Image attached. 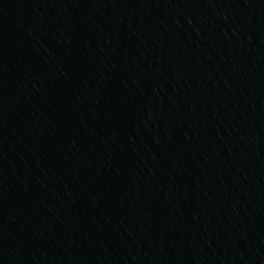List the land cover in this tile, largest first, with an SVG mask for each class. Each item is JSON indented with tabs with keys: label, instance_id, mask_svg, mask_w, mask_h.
Segmentation results:
<instances>
[{
	"label": "water",
	"instance_id": "obj_1",
	"mask_svg": "<svg viewBox=\"0 0 264 264\" xmlns=\"http://www.w3.org/2000/svg\"><path fill=\"white\" fill-rule=\"evenodd\" d=\"M52 264H264V92L170 154Z\"/></svg>",
	"mask_w": 264,
	"mask_h": 264
}]
</instances>
